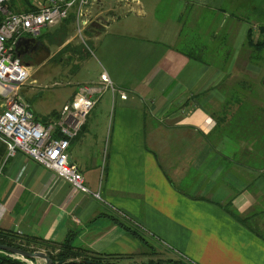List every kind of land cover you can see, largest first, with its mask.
<instances>
[{"label": "crops", "instance_id": "0c3cea01", "mask_svg": "<svg viewBox=\"0 0 264 264\" xmlns=\"http://www.w3.org/2000/svg\"><path fill=\"white\" fill-rule=\"evenodd\" d=\"M224 2L117 0L104 10L99 0V8L86 13L85 39L103 70L99 84L89 86L96 105L69 155L89 192L20 151L9 157L0 140V230L51 243L74 235L75 247L106 256L140 253L142 242L115 217L140 230L158 252L192 264H264V238L225 210L248 217L264 236V169L257 167L263 160L256 139L229 136L226 105L230 73L256 79L264 59L252 58L249 29L230 20ZM13 9L26 7L18 2ZM203 17L210 27L200 31ZM63 25L58 53L65 47V60L77 59L79 45L69 36L75 22L42 35L50 41ZM104 74L113 87L111 109L94 111L109 91ZM249 97L262 106L258 96Z\"/></svg>", "mask_w": 264, "mask_h": 264}, {"label": "built area", "instance_id": "2783aa9c", "mask_svg": "<svg viewBox=\"0 0 264 264\" xmlns=\"http://www.w3.org/2000/svg\"><path fill=\"white\" fill-rule=\"evenodd\" d=\"M12 1L0 0L3 16L0 21V140L6 144L9 157L20 151L75 189L88 193L84 176L72 162L68 150L96 105L95 92L90 87L82 88L64 106L55 123L43 124L20 95L30 72L17 56L16 44L25 37L38 39L44 29L56 27L66 20L76 6V36L85 43V30L91 20L86 18L83 7L89 0H37V11L31 12H12L9 9ZM102 78L105 86L113 90L107 75ZM95 197L100 199L99 194ZM8 255L21 259L14 254Z\"/></svg>", "mask_w": 264, "mask_h": 264}, {"label": "trees", "instance_id": "16d2710c", "mask_svg": "<svg viewBox=\"0 0 264 264\" xmlns=\"http://www.w3.org/2000/svg\"><path fill=\"white\" fill-rule=\"evenodd\" d=\"M22 4L25 5V12L37 11V7L31 4L30 0H21ZM19 0H14L10 3L9 9L12 11ZM3 16L0 14V21ZM76 16L70 15L63 22L72 24L75 22ZM65 33V26L63 25L52 37L56 39L61 34L59 40V46L65 43V37L62 39V35ZM260 33L263 35L262 39L255 41L253 38V28H249L246 36V45L252 49V58L259 60L263 58L260 53L264 50V26H260ZM66 36V34L64 35ZM44 35H41L38 40L44 44ZM48 50L47 46L43 45L42 50ZM49 51V50H48ZM65 52V47L59 51L57 57H60ZM29 59L27 55L21 56ZM23 62V61H22ZM228 78V77H227ZM229 78H233V84L230 88V98L227 101V108L230 110L232 115L229 119V136L237 141H244L246 143L252 142L256 139V146L259 149L257 157L263 161L257 167L264 169V89H260L255 92V87L259 83L257 79H252L248 74H241L240 71L233 70ZM264 87V84H263ZM246 94L245 98L242 99V94ZM249 95L258 96L262 101L261 104H256ZM233 108H236L234 110ZM59 115L52 114L44 124H48L51 118L59 119ZM263 148V149H262ZM246 157H250L251 153L246 150ZM225 210L239 223L244 225L250 231L255 233L257 236L264 238L262 232L255 228L249 221L248 217H242L237 212L232 210L229 206L225 207ZM116 223L124 227L127 231L137 237L143 246V250L134 255L116 257L106 256L95 253L89 249L77 248L73 245L74 235H68L65 241L62 243H51L40 238L33 237H21L13 232L0 230V244L9 247H14L27 252L44 251L46 252L54 264H126L125 260L131 261L130 264H192L191 262L177 256L163 254L158 252L146 239L143 233L137 228L129 225L127 221L120 220V218H113ZM137 259V260H136ZM124 260V261H123ZM144 260H147L146 262ZM0 264H29L21 259H13L8 255V252L0 250Z\"/></svg>", "mask_w": 264, "mask_h": 264}, {"label": "rangeland", "instance_id": "374dc122", "mask_svg": "<svg viewBox=\"0 0 264 264\" xmlns=\"http://www.w3.org/2000/svg\"><path fill=\"white\" fill-rule=\"evenodd\" d=\"M31 1L36 2L37 0ZM19 2L22 1L19 0ZM116 3L117 0H101L100 8L109 10ZM97 7L99 8V0H89L88 4L83 7V11L93 13L95 9H98ZM223 9L230 16L231 21L237 18L241 20L242 27L244 26L246 29L253 28V38L255 41L262 39L263 35L260 33V26H264V0H225ZM127 10L125 12L130 14ZM77 11L78 6L72 8L69 14L71 16L75 14L76 16ZM122 12L123 10L117 9L116 15L122 16ZM104 15L105 17L112 18L109 12ZM197 27L202 31L207 30L210 25H208V22L203 17L202 21L197 23ZM45 31L46 29L43 30L44 33ZM54 31L55 33L57 32L56 29ZM237 33L241 34L240 28ZM65 34H67L66 29L62 35V39L65 37ZM52 35L51 38L53 37ZM69 36H74L76 40L75 44L79 45L75 48V51L78 52L79 50V57L77 59L69 58L65 60V52L60 57H57L58 44L61 37V34H59L56 39H51L50 41L46 36L43 38L48 44L47 48L49 51L46 49L42 50L36 57L27 54L29 59L23 58L22 60L24 64H30L28 67L30 78L21 88L20 95L26 103L31 105V109L41 122H45L52 114L61 113L64 106L72 100L74 94L78 93L82 88L99 84V74L103 69L98 62L94 45L88 42L87 39L84 43L76 36L75 32L70 31ZM260 56L264 59V50L260 53ZM257 65L261 69L256 70L257 75L255 77L259 83L255 87V92L264 89V60ZM106 93L105 98L104 94H101L103 101L94 111L111 109L112 89L109 88V91ZM97 97L99 96L97 95ZM94 118L92 117V121H94ZM98 120L102 121L103 119ZM144 261L146 262L147 260ZM38 264H44V262L39 261Z\"/></svg>", "mask_w": 264, "mask_h": 264}, {"label": "water", "instance_id": "95a60500", "mask_svg": "<svg viewBox=\"0 0 264 264\" xmlns=\"http://www.w3.org/2000/svg\"><path fill=\"white\" fill-rule=\"evenodd\" d=\"M94 28V26H93ZM91 33L95 34L94 29L90 30ZM35 44V47H42L44 44L36 39V38H21L18 40L16 44V52L17 56H24L26 53H29L28 50ZM264 84V80H263ZM0 250L6 251L10 254H14L19 256L23 261L28 262L29 264H38L39 261L44 262V264H54L51 257L44 251H36V252H27L21 249H17L14 247H9L6 245L0 244Z\"/></svg>", "mask_w": 264, "mask_h": 264}, {"label": "flooded vegetation", "instance_id": "af4514ba", "mask_svg": "<svg viewBox=\"0 0 264 264\" xmlns=\"http://www.w3.org/2000/svg\"><path fill=\"white\" fill-rule=\"evenodd\" d=\"M31 54L32 56L36 57L42 52V47H35V44L31 47Z\"/></svg>", "mask_w": 264, "mask_h": 264}]
</instances>
